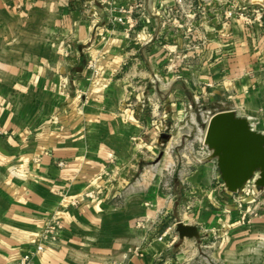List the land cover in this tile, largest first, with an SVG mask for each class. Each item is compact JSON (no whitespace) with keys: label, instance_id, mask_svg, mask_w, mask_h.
Returning a JSON list of instances; mask_svg holds the SVG:
<instances>
[{"label":"crops","instance_id":"obj_1","mask_svg":"<svg viewBox=\"0 0 264 264\" xmlns=\"http://www.w3.org/2000/svg\"><path fill=\"white\" fill-rule=\"evenodd\" d=\"M228 2L0 0V264L53 219L33 264H264V190L195 147L208 111L264 133V27Z\"/></svg>","mask_w":264,"mask_h":264},{"label":"water","instance_id":"obj_2","mask_svg":"<svg viewBox=\"0 0 264 264\" xmlns=\"http://www.w3.org/2000/svg\"><path fill=\"white\" fill-rule=\"evenodd\" d=\"M204 141L229 192H238L251 181L264 190V133L254 129L248 118L234 110L212 114ZM176 231L181 239L201 236L198 226L182 221Z\"/></svg>","mask_w":264,"mask_h":264},{"label":"built area","instance_id":"obj_3","mask_svg":"<svg viewBox=\"0 0 264 264\" xmlns=\"http://www.w3.org/2000/svg\"><path fill=\"white\" fill-rule=\"evenodd\" d=\"M177 3L180 4V6H184L186 3V0H177ZM113 12V13H112ZM111 12V17L110 20L114 23H120V24H129L130 26L133 25V19L131 17V8H127L125 6H120L117 9H114ZM114 12H116L117 14L114 15ZM257 12V11H256ZM241 17H244V14L242 13L240 15ZM206 123L208 124L211 116H212V112L208 111L206 113ZM205 135L203 138V149L207 148V145L205 144ZM60 165L63 166L64 162H60ZM253 182V183H252ZM247 185H253L255 186L254 181L249 182ZM250 191V190H248ZM256 215V213H255ZM64 229V224L62 221H60L59 219H53L51 222H49L43 232V242H41L40 244H38L36 246V249H30L28 251H26L21 258L15 262L14 264H33V257L35 255L36 252L42 251L44 249V243H46L47 240L49 239H55L57 237V234L59 232H61Z\"/></svg>","mask_w":264,"mask_h":264},{"label":"rangeland","instance_id":"obj_4","mask_svg":"<svg viewBox=\"0 0 264 264\" xmlns=\"http://www.w3.org/2000/svg\"><path fill=\"white\" fill-rule=\"evenodd\" d=\"M229 7L227 9V15L229 17H239L244 19L245 21L249 22V23H253L255 21L261 23L264 27V7L262 6H257V5H253V4H246V3H242V2H237L236 0H229ZM257 11V12H256ZM244 14V17H241V14ZM206 131V127L204 129ZM194 138V137H193ZM199 140L197 141V144H195V147L198 148V143H200V145H203V138H204V134L202 133V135H198ZM207 148H205L204 150H206ZM253 183V182H252ZM262 189V188H261Z\"/></svg>","mask_w":264,"mask_h":264}]
</instances>
